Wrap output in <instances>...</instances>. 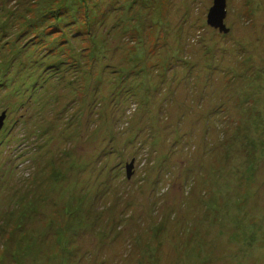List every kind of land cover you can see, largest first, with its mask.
I'll list each match as a JSON object with an SVG mask.
<instances>
[{
  "label": "rangeland",
  "instance_id": "1",
  "mask_svg": "<svg viewBox=\"0 0 264 264\" xmlns=\"http://www.w3.org/2000/svg\"><path fill=\"white\" fill-rule=\"evenodd\" d=\"M212 5L0 0V264H264V0Z\"/></svg>",
  "mask_w": 264,
  "mask_h": 264
},
{
  "label": "water",
  "instance_id": "2",
  "mask_svg": "<svg viewBox=\"0 0 264 264\" xmlns=\"http://www.w3.org/2000/svg\"><path fill=\"white\" fill-rule=\"evenodd\" d=\"M226 0H213V5L210 7L207 14V23L218 29L220 32L227 33L229 29L225 26L224 18L226 16ZM2 115L0 117V127L3 120ZM132 164L126 166L127 176H130Z\"/></svg>",
  "mask_w": 264,
  "mask_h": 264
}]
</instances>
